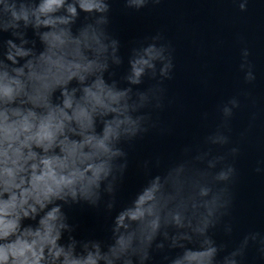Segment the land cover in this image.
Segmentation results:
<instances>
[{
    "label": "clouds",
    "instance_id": "clouds-1",
    "mask_svg": "<svg viewBox=\"0 0 264 264\" xmlns=\"http://www.w3.org/2000/svg\"><path fill=\"white\" fill-rule=\"evenodd\" d=\"M160 2L123 0L137 12ZM231 2L248 10L249 0ZM111 3L0 0V264H154L157 255L159 264H246L250 249L264 260L261 231L215 239L218 227L233 233L225 218L240 147L231 121L241 98L251 99L246 89L222 102L215 128L162 172L153 176L152 161L142 162L149 178L112 218L107 237L78 238L67 210L102 206L111 215L127 149L160 127L154 113L165 107L175 68V49L157 31L130 48L114 78L125 60L109 30ZM249 56L242 48L245 84L256 80ZM146 79L153 83L142 90Z\"/></svg>",
    "mask_w": 264,
    "mask_h": 264
}]
</instances>
